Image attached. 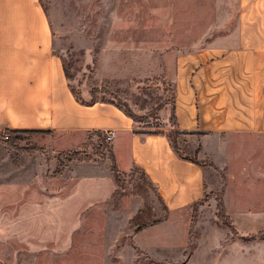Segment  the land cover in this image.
<instances>
[{
    "label": "rangeland",
    "instance_id": "374dc122",
    "mask_svg": "<svg viewBox=\"0 0 264 264\" xmlns=\"http://www.w3.org/2000/svg\"><path fill=\"white\" fill-rule=\"evenodd\" d=\"M39 2L51 28L52 51L60 58L73 93L84 101L92 96L120 106L133 116L135 129L165 133L181 156L193 158L187 138L173 133L169 122L173 89L164 55L173 48L185 49L204 41H198L199 36L171 35L172 29L181 28L163 23L165 16L178 13L164 7H171V0ZM113 137L115 165L125 167L123 137L120 133ZM255 146L257 152L252 155L262 159L264 142ZM107 155L106 148L89 132L8 134L0 130V264H44L43 248L29 249V241L38 236L36 229L64 223L69 228L68 264H77L76 251H92L99 257L98 264H127L124 218L133 202L139 201L138 208L143 203L132 194L139 174L132 169L122 172L121 186L109 191L115 184ZM249 181L243 185L239 179L229 182L231 196L237 199L242 191L248 198L259 186L264 189V185ZM223 183L222 178L221 186ZM144 189L154 218H165L166 211L151 189ZM108 191V198L95 207L96 198ZM60 192L66 195L61 207ZM130 197L137 201L123 203ZM219 198V191H206L202 203L189 206L184 218H171L153 234L137 235L135 241L146 253L165 260L140 255L135 264H184L190 254L187 264H264V231H258L264 230V216L229 219L217 213ZM84 204L110 211L102 216L75 217L73 211ZM111 210H117L114 217L109 216ZM236 223L257 232L245 233ZM156 234L159 239L164 236L167 245L163 246L169 247L162 250L154 241ZM186 235L187 241L181 244Z\"/></svg>",
    "mask_w": 264,
    "mask_h": 264
},
{
    "label": "crops",
    "instance_id": "0c3cea01",
    "mask_svg": "<svg viewBox=\"0 0 264 264\" xmlns=\"http://www.w3.org/2000/svg\"><path fill=\"white\" fill-rule=\"evenodd\" d=\"M171 2V7H164L178 13L165 16L163 23L181 26L179 30L172 29L171 35L199 36L197 40L204 41L185 49L173 48L164 55L168 63L165 71L171 69L175 130L185 132L181 135L190 143L194 157L210 165L179 157L165 133L135 129L133 121L110 101L96 100L84 105L75 100L63 64L52 51L51 28L39 0H0V130H112L113 136L120 133L125 167L116 168L120 172L133 166L143 170L166 208L164 219L135 231L128 221L139 201L131 197L123 200L137 201L124 218L127 264H135L140 255L164 261L165 257L146 253L135 237L157 232L159 225L171 218H184L188 207L206 191H219L229 219L264 216V189L259 186L260 190L248 193V198L241 191V197L236 199L228 186L238 179L243 182L241 185L249 180L264 185V157L252 155L257 152L255 144L264 142V0ZM113 138L109 145L115 163ZM114 189L115 185L109 191ZM109 191L96 198L95 207L108 198ZM59 194L61 207L66 195ZM108 211L84 204L73 215L102 216ZM111 211L109 216L114 217L117 210ZM236 226L245 233L257 232L237 223ZM34 232L38 236L29 241L28 247L43 248L44 264H68L67 223ZM181 239V244L186 242L187 235ZM164 240V236L159 239L157 234L154 238L162 250L169 247L163 246L167 245ZM76 253L77 264L99 263L98 255L94 256L92 251ZM191 257L192 254L185 257L183 263H189ZM85 259L88 262L84 263Z\"/></svg>",
    "mask_w": 264,
    "mask_h": 264
},
{
    "label": "trees",
    "instance_id": "16d2710c",
    "mask_svg": "<svg viewBox=\"0 0 264 264\" xmlns=\"http://www.w3.org/2000/svg\"><path fill=\"white\" fill-rule=\"evenodd\" d=\"M63 70H64V68H63ZM64 73H65V71H64ZM69 90L72 93V95L75 98V100H77L81 104L90 105V104H92V103H94L96 101L91 96L92 90L89 92L91 98L89 100H87V101L81 100L79 97H77L75 95V93H73V91L71 90L70 86H69ZM100 101H103V100H100ZM114 105L117 106L118 108H120V106H118L116 104H114ZM121 110L132 121L134 120L133 116L129 112H127L124 109H121ZM169 122H170L171 126L174 128L173 133L185 134V132H178L177 130H175V118H174V111H173V97H172L171 108H170V112H169ZM5 132L8 133V134H15V133H41L42 131L5 130ZM89 133L92 134L93 136H95L96 139L106 148V152L108 153L107 159L110 162L109 163L110 164V171H111V174H112L113 182H114L115 186L117 188H119L121 186L119 176L122 174V172L118 171V169L115 166L110 145L104 139V132L90 131ZM145 133L157 134V133H161V132H159V131H149V132H145ZM168 141H169L170 147L173 149V151L179 157H181L183 159H186V160H189L190 162H193V163H196V164H201V165L209 164L207 161H204V160L203 161H199L195 157L189 158V157L181 156L178 153V151L176 150L175 146L172 144L171 140L168 139ZM131 169L134 172L139 174L138 181L132 184V194L141 197L143 203H142L141 207H139L136 210V212L134 213V215L129 219L128 223L134 226V230L135 231H138V230H141V229H143V228H145V227H147L149 225H152V224L156 223L157 221H160V220H162L164 218V216H162L161 218H154L153 213H152L153 211L151 210V207L147 203V191L144 189L145 187H148V188L151 189V191L155 195L156 199L160 203L161 209L163 211H166V208L163 205L159 195L157 194V192L155 190V187L148 180V178L145 175V173L143 172V170H141L140 168H138L136 166H133ZM201 203H202V197L199 200H197L196 202L192 203L190 206L191 207H197ZM216 210H217V213H219V214L222 213V215H225L223 202H222V200L220 198L218 199V201L216 203ZM194 221L195 220H194V215H193V216H191V220H190L191 224H193Z\"/></svg>",
    "mask_w": 264,
    "mask_h": 264
},
{
    "label": "built area",
    "instance_id": "2783aa9c",
    "mask_svg": "<svg viewBox=\"0 0 264 264\" xmlns=\"http://www.w3.org/2000/svg\"><path fill=\"white\" fill-rule=\"evenodd\" d=\"M112 137H113V131L112 130H107L104 132V139L106 142L111 141Z\"/></svg>",
    "mask_w": 264,
    "mask_h": 264
}]
</instances>
